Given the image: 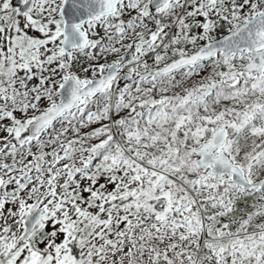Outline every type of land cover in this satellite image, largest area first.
Here are the masks:
<instances>
[{
	"label": "snow or ice",
	"instance_id": "snow-or-ice-1",
	"mask_svg": "<svg viewBox=\"0 0 264 264\" xmlns=\"http://www.w3.org/2000/svg\"><path fill=\"white\" fill-rule=\"evenodd\" d=\"M0 264H264V0H0Z\"/></svg>",
	"mask_w": 264,
	"mask_h": 264
}]
</instances>
